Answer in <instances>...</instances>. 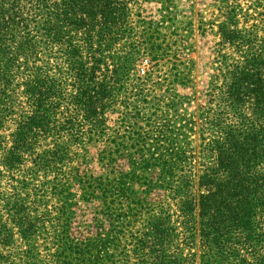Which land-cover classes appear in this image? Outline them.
<instances>
[{"label": "trees", "instance_id": "trees-1", "mask_svg": "<svg viewBox=\"0 0 264 264\" xmlns=\"http://www.w3.org/2000/svg\"><path fill=\"white\" fill-rule=\"evenodd\" d=\"M248 1L219 0L202 96L191 59L165 88L137 75L139 0H0V264H44L31 242L48 228L56 264H264V0ZM91 180L87 248L64 185Z\"/></svg>", "mask_w": 264, "mask_h": 264}, {"label": "rangeland", "instance_id": "rangeland-1", "mask_svg": "<svg viewBox=\"0 0 264 264\" xmlns=\"http://www.w3.org/2000/svg\"><path fill=\"white\" fill-rule=\"evenodd\" d=\"M238 2L244 5L249 1L238 0ZM218 3L219 0H139V13L143 19L140 23V30L143 34L141 41L143 43L135 49L133 56V58H136L135 70L137 75L145 76L149 71L153 72L151 75L153 80L163 82L162 87L165 88L170 79L163 80V78L173 68V64H177V68L181 69L184 65L187 66V60L191 59L193 61L191 68L193 86L198 90V95L203 96L206 93L208 75L211 71L212 46L217 41L213 34L216 28L211 27L210 23L214 22V24H217L221 19L218 17ZM182 35L187 40L186 44L183 46L179 41L174 45V41L180 39ZM162 52L165 55V59L158 61L160 65H156L152 55ZM116 118L117 115L114 113L109 114L107 118L109 127L108 139L110 140L115 134ZM95 152L96 148L90 149L89 162L80 168L82 174L86 172L87 175L96 177L103 173L96 165L95 159H92V157H96ZM122 167H125L126 171L127 167L122 162H119L117 168L120 169ZM72 176L73 173L71 172L66 174L67 178ZM64 187L71 192V195L65 198L68 203V215L71 216V218H68L69 229L66 234L72 237L74 241L80 243L81 246L85 245L87 248H91L92 238L96 236L99 228L100 214H95L99 209V202L92 201V196L82 195V187L92 191V180L85 184L77 181L76 185L72 182L64 185ZM47 196L46 198L50 200L48 208L53 209L54 204L56 207L60 203L58 202L59 195ZM95 223L96 225H94ZM138 223L140 221L135 224V229ZM14 238L16 241L13 243V248L18 251L22 250L26 245H22L17 235H14ZM55 238L56 232L48 228L47 231L37 233L34 241L31 242L38 253L39 262L56 264L50 259V255L55 249ZM83 240L85 241L83 242ZM76 255L75 253L74 256ZM17 260L18 264H32L34 261V259ZM70 260L72 258L69 256L65 258L66 262ZM76 262V264H80L78 261ZM83 264H92V262L88 261Z\"/></svg>", "mask_w": 264, "mask_h": 264}]
</instances>
